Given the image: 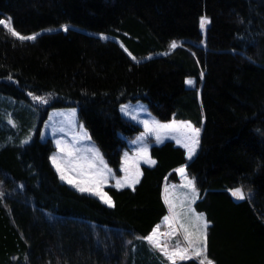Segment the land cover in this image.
I'll use <instances>...</instances> for the list:
<instances>
[{
  "label": "trees",
  "instance_id": "obj_1",
  "mask_svg": "<svg viewBox=\"0 0 264 264\" xmlns=\"http://www.w3.org/2000/svg\"><path fill=\"white\" fill-rule=\"evenodd\" d=\"M0 20V264H172L145 237L162 226V186L181 165L202 194L193 207L207 221V258L264 264V222L243 190L232 198L237 176L222 168L244 131L264 145V100L249 97L245 72L264 68V0H0ZM137 99L200 129L193 155L150 143L155 163L139 165L138 182L104 187L113 206L60 182L50 139L38 138L47 110L75 106L116 169L140 129L118 105Z\"/></svg>",
  "mask_w": 264,
  "mask_h": 264
},
{
  "label": "rangeland",
  "instance_id": "obj_2",
  "mask_svg": "<svg viewBox=\"0 0 264 264\" xmlns=\"http://www.w3.org/2000/svg\"><path fill=\"white\" fill-rule=\"evenodd\" d=\"M245 72L249 83V97H258L264 100V68L256 66L253 69L245 70ZM189 80L193 81V78H185L186 86H189L187 83ZM9 100L13 102L6 97V101ZM118 111L122 116L139 125L140 129L134 135L124 138V145L120 149L119 164L116 169L109 166L104 160L86 128L78 120L75 106L49 108L38 130V138L40 140L49 138L53 146L48 154V161L58 180L77 192L94 196L105 205L108 204L101 199V196L106 193L105 186H131L139 175V165L142 163L151 164L152 159L147 153L150 143L160 142L164 139H171L175 143L179 141L185 146V157L189 159L196 150L198 141V136L192 131L197 127H194L189 121L172 118L159 120L141 100L124 101L118 105ZM28 112L31 115L34 111ZM34 117L37 121L38 112H34ZM163 125H171V127H163ZM190 149L191 156H189ZM53 157H55V163ZM224 161L225 163L227 161V166L223 163L225 167L235 172L239 178H246L247 181L253 182L260 188L261 195L264 196V145L257 142L251 132H243L241 142L226 152ZM180 169L177 170L178 179L176 181L182 184L193 182V178L186 174L185 169L183 168L184 172H180ZM62 174L65 179H61ZM69 180L72 183H69ZM117 181H120V185L117 184ZM176 181L166 180L163 184L168 201L171 187ZM81 187L88 191H80ZM108 198V195L104 197V199ZM160 229L157 223L146 236L152 235L155 230L153 239L159 244V247H154L153 243L147 239L146 241L157 250L167 246L166 250L171 251L173 240L170 231L167 230L163 236L164 241H162Z\"/></svg>",
  "mask_w": 264,
  "mask_h": 264
},
{
  "label": "crops",
  "instance_id": "obj_3",
  "mask_svg": "<svg viewBox=\"0 0 264 264\" xmlns=\"http://www.w3.org/2000/svg\"><path fill=\"white\" fill-rule=\"evenodd\" d=\"M177 144L181 145L185 149V146L181 143L178 142ZM233 146L234 145H232V147ZM225 154L226 151L224 152V158ZM182 166L183 165L178 166L175 169L176 173L178 169L182 168ZM222 168L226 169V167L223 166V160ZM237 180L238 181L236 182V184L228 189L232 198L235 200L238 199L236 196L233 195V192L235 190L239 189L240 192H242L243 190L246 196L248 197V202L252 207L254 213L260 218L262 222H264V196L261 195L260 188L257 187L253 182L247 181L246 178L241 179L237 176ZM161 194L166 207V214L160 220L162 226H159V228H161V239L162 241H164L163 236L168 230L170 231L173 240L172 250L166 251L171 254L172 251L175 249L176 245L179 244L181 249L187 250L185 253L187 256L194 257L200 261L203 258V255L197 256L195 254V251L200 246L197 241L203 240V236L205 233V228L203 225L205 222L207 223V221L205 219L204 213L202 211L196 210L193 207V202L196 199L200 198L202 194H199L197 192L194 182L182 184L178 181H176L173 187H171L169 201L166 199L164 186H162ZM165 217H168V219L165 220ZM197 217H202V219H197ZM185 236H188L189 239L192 240V246H189L188 240L185 239ZM178 260H180L178 257L175 258V261ZM205 264H207V260H205Z\"/></svg>",
  "mask_w": 264,
  "mask_h": 264
},
{
  "label": "snow or ice",
  "instance_id": "obj_4",
  "mask_svg": "<svg viewBox=\"0 0 264 264\" xmlns=\"http://www.w3.org/2000/svg\"><path fill=\"white\" fill-rule=\"evenodd\" d=\"M207 23H209V21H208L206 18H202V19H201V28H203V27L205 26V24H207ZM0 24H5V21H4V20H0ZM9 25H10V20H9V22H8V25H6V26H9ZM65 30H67V28H65ZM10 31H12V34H13V35L18 36V38H21V39H35V37H21V36H19L18 33L15 32L14 29H11V28H10ZM176 46H177V45H176L175 42H173V43L171 44V47H172V48H175ZM187 83H188L189 85H191V84H193V81L189 80V81H187ZM37 99H40V98H37ZM163 127H171V125H163ZM192 131L195 133L196 136H198V135H199V132H200V129L195 128V129H192ZM157 139L159 140V137H157ZM178 142H179V141H178ZM96 155H97V156L99 155L98 152L96 153ZM189 156H191V149L189 150ZM53 162L55 163V157H53ZM102 162H103V161L101 160V163H102ZM150 162L153 163V164L155 163V161H150ZM58 170H59V169H58ZM179 171H180V172H184V169L182 168V169H180ZM61 179H65V176H64L63 174L61 175ZM68 182H69V183H72L71 180H69ZM136 182H138V181H136ZM189 183H192V182L190 181ZM117 184L120 185V181H117ZM121 186H123V185H121ZM79 190L82 191V192H83V191H88V189H86V188H82V187L79 188ZM193 191H194V186H193ZM233 195L236 196L238 199H243V198H244V197H243V194L240 192L239 189L235 190V191L233 192ZM106 196H107L106 193L103 194V196H101V199L104 201V203L108 204L109 206H113L112 203H111L110 198H108V199H104V197H106ZM167 219H168V217H165V220H167ZM197 219H202V217H197ZM203 226H204V228H205V230H206L208 225H207V223L205 222ZM154 235H155V230L153 231V234H152V235L146 237L145 239H147L149 242L153 243V246H154V247H159V244L156 243V242L154 241V239H153ZM185 239L188 240L189 246H192V243H193L192 240L189 239L188 236H185ZM197 243H198L200 246H199V248L195 251V254H196L197 256H201V255H203V258L199 261V264H205V260H207V264H213V262H212L211 260H208V259H207V256H206V252H207V238H206V231H205V233H204L203 240H202V241H201V240H198ZM166 247H167V246H165L164 248H161V251H163V252L165 253V255L168 256V259L172 262V264H175V258H177V257H178L180 260H185V259H190V258H191V257H189V256H187V255L185 254L187 250H186V249H181L180 246H179V244L176 245L175 249L172 251L171 254H169V253L166 251Z\"/></svg>",
  "mask_w": 264,
  "mask_h": 264
}]
</instances>
